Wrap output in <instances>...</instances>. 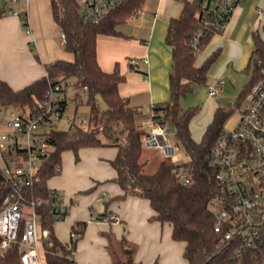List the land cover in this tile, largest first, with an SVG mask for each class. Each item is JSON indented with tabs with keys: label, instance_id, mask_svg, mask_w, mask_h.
I'll return each mask as SVG.
<instances>
[{
	"label": "trees",
	"instance_id": "trees-1",
	"mask_svg": "<svg viewBox=\"0 0 264 264\" xmlns=\"http://www.w3.org/2000/svg\"><path fill=\"white\" fill-rule=\"evenodd\" d=\"M145 1L127 0L103 21L94 24L81 18L77 0H51L53 19L65 38L64 49L74 55V61L56 60L45 65V76L20 90H14L0 79V109L33 107L37 100L44 98L50 84L73 81L79 89L86 87L80 102L90 108L89 129L51 132L50 141L55 151L28 191V198L37 200L50 197V191L54 188L49 186V181L61 174L64 152H72L78 163L82 150L114 147L117 155L109 163L117 174L113 182L120 186L123 194L113 199L123 200L133 196L147 200L154 212L151 220L169 225L172 239L184 245L183 258L187 264H264V222L261 245L246 250L239 260L236 259L240 245L238 241L222 246L224 233L214 231L216 219L211 204L214 199L223 198L224 195L216 183V171L209 164V155L234 109L218 108L201 140L197 141L193 138L190 124L199 108L184 110L181 107V100L189 92L197 86L207 85L209 71L220 56V50L214 51L202 64L197 65L199 55L192 42L198 30L203 28L202 20L210 10L205 0H177L182 4V11L178 17L169 20L165 39L172 49L170 99L152 106V120L164 125L170 122L174 126L177 142L181 143L189 158L183 166L191 169V182L182 183L172 172L176 165L167 161L160 162L154 173H145L148 160L143 158V137L147 132L138 126L141 111L130 106L120 95L119 87L126 81V76L122 74L119 64L112 72H105L97 57L98 37L124 36L120 27L138 14ZM24 25H27L26 21ZM216 33L220 32L204 31L199 44L200 54ZM263 53L264 41L260 31L254 34V49L246 69L252 78L238 97L237 109L256 80V63ZM130 67L135 69L132 63ZM100 101L105 103V109H101ZM11 191L0 169V210L4 198ZM54 222H43V226L50 229L54 242L51 247L44 246L46 264H76L72 253L79 239H72L70 245L63 244L54 234ZM85 229L86 222H77L71 227L70 234L80 233L83 236ZM107 249L112 264H139L135 260L136 244L125 237L119 241L109 237ZM20 256L19 240L6 250L0 248V264H21Z\"/></svg>",
	"mask_w": 264,
	"mask_h": 264
},
{
	"label": "crops",
	"instance_id": "crops-1",
	"mask_svg": "<svg viewBox=\"0 0 264 264\" xmlns=\"http://www.w3.org/2000/svg\"><path fill=\"white\" fill-rule=\"evenodd\" d=\"M20 4L21 8L16 7ZM259 7H264V0H257L247 11L236 9L227 24L224 39L238 46L251 39L254 45V34L262 30L264 23V16H259L257 12ZM143 8L134 17L141 16V22L148 24L151 16L146 18ZM10 10L25 12L27 25L19 16L10 14ZM181 11L182 4L177 0H160L146 31L147 39L138 35L140 30L134 33L136 30L128 25L134 17L120 27L124 36L98 37L100 67L105 72H112L119 64L122 74L126 76V81L119 87L120 95L130 106L141 111L138 126L142 128L139 122L146 121L142 128L146 131L153 123L152 106L170 99L172 49L165 39L169 20L178 17ZM242 14L245 20L239 22ZM238 24L240 27L236 30ZM26 27L31 31L29 34ZM135 58L141 60L139 64L133 61ZM56 60L74 61V55L64 49L62 32L53 19L51 0L0 1V79L14 90H20L44 77L45 65ZM130 63L137 64L135 69L130 67ZM144 106L148 108L145 112L141 109ZM165 135L167 137L166 129ZM168 141L174 145V142ZM86 150L90 153L84 159L80 158L78 163L75 162L71 172L65 176L62 169V175L57 176L62 180L66 178L64 187L67 194L62 197L70 208L63 220L54 222L55 236L63 244L70 245L71 227L77 222H86L84 235L73 246L74 262L112 264L107 249L109 237L116 241L125 237L136 244L135 260L139 264H156L157 261L165 264L173 257L177 260L179 252L183 256L184 245L172 239L171 227L151 220L154 212L147 200L133 196L123 200L113 199L123 194L120 186L113 182L117 174L109 163L116 157L117 149L100 147ZM4 165L0 152V169ZM112 214L117 216L119 222L105 220Z\"/></svg>",
	"mask_w": 264,
	"mask_h": 264
},
{
	"label": "built area",
	"instance_id": "built-area-1",
	"mask_svg": "<svg viewBox=\"0 0 264 264\" xmlns=\"http://www.w3.org/2000/svg\"><path fill=\"white\" fill-rule=\"evenodd\" d=\"M18 3L20 0H12ZM127 0H77L81 18L90 23L103 21L111 11ZM244 0H205L210 8L202 20V29L193 38L192 45L200 54V39L205 30L223 32L233 12ZM214 4L211 7V4ZM264 16V7L257 8ZM27 22L25 12L10 10ZM264 41V23L262 24ZM26 32L31 31L26 27ZM63 41H65L62 35ZM256 80L241 101L240 119L233 129H224L216 140L209 164L216 171L215 180L224 197L213 200L216 233H224L222 246L238 241L236 259H242L246 250L258 248L264 222V53L256 63ZM225 81L215 80L208 86L210 97L222 93ZM86 87L77 88L67 81L49 86L42 100L33 107L0 109V152L5 165L1 172L12 191L0 210V248L8 249L16 240L21 244V264H46L39 252L38 228L41 227L44 246H53L51 231L43 222L63 220L70 208L58 189H51L48 199L30 200L28 191L37 181L44 164L52 157L55 146L51 132L60 131L57 124L67 122L69 129L88 130L89 117L80 115ZM79 94V97H78ZM154 115L152 111V116ZM166 125L153 120L143 137V144L158 148L167 156L174 155V145L165 135ZM172 172L184 184L191 181V169L176 165ZM106 221L119 222L116 215ZM71 239L81 238L71 233Z\"/></svg>",
	"mask_w": 264,
	"mask_h": 264
},
{
	"label": "rangeland",
	"instance_id": "rangeland-1",
	"mask_svg": "<svg viewBox=\"0 0 264 264\" xmlns=\"http://www.w3.org/2000/svg\"><path fill=\"white\" fill-rule=\"evenodd\" d=\"M3 2L4 0H0ZM8 3L10 0H6ZM257 0H244L243 4L237 10H240V8H243L247 11V8L250 6H253L256 4ZM160 4V0H146L143 10L146 11L144 14H147L146 18L151 19L149 23H142L141 16L134 17V19L130 20L128 25L132 26L133 29L136 30L138 35L141 38L147 39L146 37V31H148L152 18L154 14L156 13L158 6ZM21 5H15L18 8H21ZM213 3L211 4V7H213ZM236 10V11H237ZM235 11V12H236ZM146 16V15H145ZM242 20L239 22H242L245 20V15L242 14ZM141 27L142 29H140ZM240 27V24L237 25L236 30H238ZM123 30V28L121 29ZM128 30L130 31V27H128ZM132 30V31H135ZM226 31V30H225ZM225 31L216 33L213 38L211 39L210 43L207 45L205 50L199 54L197 58V62L199 64H202L203 61L209 57L214 51L220 50V56L217 60V62L212 66L211 70L208 74V81L206 86H197L194 88L192 92H189L185 98L181 100V107L184 110L190 109V108H199L198 113L194 116V118L191 121L190 127L192 131L193 138L196 140H201L203 133L205 131V127L211 122L213 115L215 111L218 108L221 109H234V112L232 115L227 119L225 123V129H233L236 125V123L240 119V112L241 108H236L235 105L238 102V97L244 90L245 86L250 82L252 78V74H247L246 68L249 65L250 62V56L252 53V50L254 48L253 42H244L242 46L238 45H232L229 40L224 39ZM135 63L139 64L141 61L139 58H135L133 60ZM135 64V66L137 65ZM217 79H223L225 81V85L223 87V91L221 94H219L216 97H210L208 94V86L211 85L215 80ZM100 107L101 109H105L106 105L103 101H100ZM17 111H20V106H15ZM144 112L148 110V108L142 107L141 108ZM80 115L83 117H89L90 115V108L83 104L80 107L79 110ZM146 121H140L139 125L142 126L146 125ZM57 128L59 130H68L69 125L65 121H61L57 124ZM166 134L167 138L174 142V150L175 154L172 156H167L162 150L158 148H149L144 146L143 151V158L144 160H148V165L145 168V173L152 174L154 173L160 162L167 161L172 164H178L182 165L189 161L188 156L185 153V150L181 143L177 142L176 139V132L174 126L167 122L166 124ZM5 131L4 128L0 127V132ZM90 152L88 150H82L80 151V158L84 159L87 154ZM75 157L72 152L66 151L62 154V169H63V175L66 176L68 172H71L74 168L75 164ZM62 175V174H61ZM65 179V180H64ZM62 180L61 177H54L49 181V186L56 187L61 191V194L65 196L67 194L66 187H64V184L66 186V178L64 177ZM212 210L214 208L212 207ZM38 234H39V252L41 259L45 261L44 256V244L41 239L42 231L41 227L38 228ZM181 245L180 243H178ZM119 246V245H118ZM122 257V255H119ZM160 264V261H157ZM165 264H187V262L183 259V256L180 255V252L178 253L177 260L176 258L170 259Z\"/></svg>",
	"mask_w": 264,
	"mask_h": 264
}]
</instances>
